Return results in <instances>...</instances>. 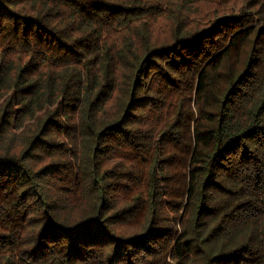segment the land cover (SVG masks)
<instances>
[{"label":"trees","instance_id":"1","mask_svg":"<svg viewBox=\"0 0 264 264\" xmlns=\"http://www.w3.org/2000/svg\"><path fill=\"white\" fill-rule=\"evenodd\" d=\"M212 1L0 0V264H264V0Z\"/></svg>","mask_w":264,"mask_h":264},{"label":"rangeland","instance_id":"2","mask_svg":"<svg viewBox=\"0 0 264 264\" xmlns=\"http://www.w3.org/2000/svg\"><path fill=\"white\" fill-rule=\"evenodd\" d=\"M145 1V0H142ZM210 6L208 7L211 12H218L221 7H224V3L222 0H213L212 2L208 3ZM182 12L178 14L177 21L175 22L177 25L182 26L183 23H188L187 21H192V19L186 20V18L195 13V11L187 8H181ZM185 20V21H184ZM172 21V20H171Z\"/></svg>","mask_w":264,"mask_h":264}]
</instances>
